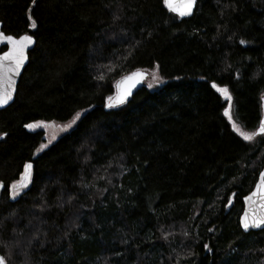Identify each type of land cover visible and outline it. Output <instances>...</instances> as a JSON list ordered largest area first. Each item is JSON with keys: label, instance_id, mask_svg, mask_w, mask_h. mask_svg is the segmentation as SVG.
<instances>
[{"label": "trees", "instance_id": "1", "mask_svg": "<svg viewBox=\"0 0 264 264\" xmlns=\"http://www.w3.org/2000/svg\"><path fill=\"white\" fill-rule=\"evenodd\" d=\"M0 21L37 41L0 111L7 264H264V231L239 222L264 168V0H198L186 19L164 0H0ZM137 70L163 83L107 110ZM80 113L35 156L34 125ZM28 163L30 186L13 199Z\"/></svg>", "mask_w": 264, "mask_h": 264}, {"label": "water", "instance_id": "2", "mask_svg": "<svg viewBox=\"0 0 264 264\" xmlns=\"http://www.w3.org/2000/svg\"><path fill=\"white\" fill-rule=\"evenodd\" d=\"M173 3H174V5L177 8H179L181 3H182V0H173ZM197 3H198V0H196V4L193 6V9H192V15H190V16L180 17L177 14V12H174V11H171V12L176 14V15H178L181 19L190 18L195 13V10H196V7H197ZM3 27H4V24L0 21V31H3ZM24 35L31 36L32 39H33V43L30 46H28L26 48V50H25L26 59L24 60L23 65L19 68L18 74H14L12 72H7V71H5L3 73H0V91H5V92L9 91V88H8L9 80H11V84H12V89H11L12 96H11V99L9 100L8 104H6L4 107L0 108V111H2L4 109H7L10 105H12L14 103V101L16 99L18 85H19V83L21 81L22 75H23L27 65L29 64L30 52L32 50H34V48L36 47V44H37L36 39L32 35H30L28 33L24 34ZM24 35H22V36H24ZM16 38H19V37H16ZM4 47H7V49L5 51H2V49ZM9 50H10V46L9 45L0 43V56H3L4 53L9 51ZM4 67L5 68L14 67V65H11L10 62L5 61L4 62ZM148 77H149V73L148 72H146L144 70H137V71H134V72L122 77L121 79H119L118 82L116 83L115 93H114L112 99L107 101L105 108L107 110L116 109L118 107H121V106L125 105L134 96V94L138 90H140L142 87L145 86V82H146ZM125 91H127L129 94L126 96L124 103L121 104V103H119V98L121 97V95ZM110 103L113 105V107H109L108 106ZM262 122H264V95L262 97V119H261L260 125H259V127H258V129L256 131L257 135H264V134L260 133V126H261ZM3 138H4V136H3ZM0 140H2V139H0ZM29 164L31 165V163H28V165ZM28 171H30V169H28ZM262 174H264V168L260 172L258 180H257L253 190L243 198L244 208H243V212H242V214L240 216L239 222H240V227H241L242 231L244 233H246V234L247 233H252V232L264 231V227H261V228H249L248 230H245V228L243 226V219L245 218V216L248 217L249 223H251V221L253 219V211L254 210H255V212L257 214H264V209H262L259 206V203H258L259 197L253 195V193H255L257 191V189H258V185L261 182V175ZM3 189H4V184H1L0 185V194H1ZM248 197H252V199H248ZM0 256H2V255L0 254ZM5 264H7L6 260H5Z\"/></svg>", "mask_w": 264, "mask_h": 264}, {"label": "snow or ice", "instance_id": "3", "mask_svg": "<svg viewBox=\"0 0 264 264\" xmlns=\"http://www.w3.org/2000/svg\"><path fill=\"white\" fill-rule=\"evenodd\" d=\"M36 0H33V4H35ZM165 5L169 8L170 11L177 12V14L180 17H185V16H190L192 15V9L193 6L196 4V0H182V3L179 8H177L173 0H164ZM29 19L32 20V17L29 16ZM32 28L36 27V23L33 20L31 24ZM0 43L2 44H7L10 46V50L5 52L3 56H0V73H3L5 71L7 72H12L14 74H18L19 68L23 65L24 60L26 59L25 57V50L28 46H30L33 43V39L29 35H24L19 38H16L12 35H7L3 31H0ZM241 43L243 44L244 41L242 40ZM8 61L10 62L11 65H14V67H9L5 68L4 67V62ZM213 88H216L218 92H221L226 96L227 99L231 100V96L228 95V89L227 88H218L215 83L212 84ZM9 91H0V108L4 107L6 104H8L9 100L11 99L12 96V84L11 80H9L8 84ZM129 93L125 91L121 97L119 98V103H124L126 96ZM112 98L109 97V100ZM109 107H113V105L110 103L108 105ZM226 116L229 117L231 120L232 117L230 113L226 110L224 113ZM26 127L32 128L33 125H26ZM234 130L238 131L235 125H233ZM260 133L264 134V122L261 123L260 126ZM4 136L7 135V133L3 134ZM243 138L246 141H251L252 136L248 134L241 133ZM0 139H3V136H0ZM32 166L26 165V168L30 169ZM254 196L259 197V206L264 209V174L261 175V182L258 185V189L255 193H253ZM15 198V197H13ZM248 199H252V197H248ZM243 226L245 230H248L249 228H261L264 227V214H257L255 210L253 211V219L251 223H249L248 217L245 216L243 219ZM207 247V246H205ZM0 264H5V259L0 256Z\"/></svg>", "mask_w": 264, "mask_h": 264}, {"label": "rangeland", "instance_id": "4", "mask_svg": "<svg viewBox=\"0 0 264 264\" xmlns=\"http://www.w3.org/2000/svg\"><path fill=\"white\" fill-rule=\"evenodd\" d=\"M148 73H149V77L147 78L145 82V86H147L149 89L155 90L163 83V80L157 70L149 71ZM228 95H230L229 92H228ZM224 98L228 102L227 111L230 113L232 119L230 120L228 116L226 117L231 123L232 127L233 125H235L236 128L238 129V131L235 130V132H237L242 138L243 136L241 135V133L248 134L252 136V140H253L255 137V133L245 131L236 122L234 118V114H233L232 98L231 100H229L226 98L225 95H224ZM80 118H81V113L76 115L73 119H71L68 122H64V123L62 122H52V123L39 122L36 125H34V129L42 130L44 132V137H45L44 142L36 151L35 156H38L39 154L43 153L47 148H49L55 142H57L63 135L73 130L75 126L77 125ZM30 182H31V174L29 171H26L25 174L22 176V178L11 187L12 198L13 197H15L13 199L18 198L25 190L28 189V187L30 186Z\"/></svg>", "mask_w": 264, "mask_h": 264}, {"label": "bare ground", "instance_id": "5", "mask_svg": "<svg viewBox=\"0 0 264 264\" xmlns=\"http://www.w3.org/2000/svg\"><path fill=\"white\" fill-rule=\"evenodd\" d=\"M10 106H11V105H10ZM10 106H9V107H10Z\"/></svg>", "mask_w": 264, "mask_h": 264}]
</instances>
